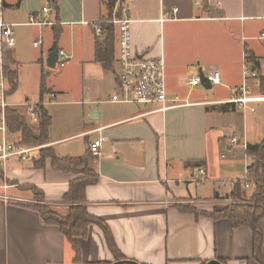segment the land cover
Instances as JSON below:
<instances>
[{
	"label": "crops",
	"instance_id": "1",
	"mask_svg": "<svg viewBox=\"0 0 264 264\" xmlns=\"http://www.w3.org/2000/svg\"><path fill=\"white\" fill-rule=\"evenodd\" d=\"M18 1L0 0V17L12 26L15 41L3 52L17 76V89L10 95L5 79L4 102L23 118L26 104H38L51 123L46 143L32 145L39 149L26 161L0 163V264L116 262L97 225L75 240L77 260L58 227L44 225L32 209L42 204L67 213L64 196L81 176L54 170L49 159L36 168L40 151L51 148L59 159L83 157L99 139L101 155L90 154L89 161L98 181L85 189L84 207L108 227L125 262L258 264L250 225L232 228L226 219L183 209L212 213L239 203L230 194L247 177L251 160L231 139L246 145L264 139V103L252 104L251 112L230 102L244 83L250 96H264V0H203L209 10L202 9V0L200 6L197 0H116L112 12L109 0H57L58 11L49 0ZM44 6L50 9V24L29 25V15L41 16ZM120 19L130 23L138 57L164 59L167 98L188 104L150 113L149 107L110 102L119 70L117 28L108 22ZM105 24L115 31L112 71L95 61V44L103 36L96 35L95 27ZM37 42L41 44L35 46ZM53 45L70 56L57 74L46 66ZM248 56L255 65L247 62ZM246 68L253 74L244 79ZM214 69L221 84L213 91L187 84L200 70L205 75ZM27 124L37 134L38 124ZM6 134L8 142L20 144L19 132L7 129ZM19 186L36 187L43 201ZM240 188L248 201L252 189ZM259 227L264 257V223Z\"/></svg>",
	"mask_w": 264,
	"mask_h": 264
},
{
	"label": "trees",
	"instance_id": "2",
	"mask_svg": "<svg viewBox=\"0 0 264 264\" xmlns=\"http://www.w3.org/2000/svg\"><path fill=\"white\" fill-rule=\"evenodd\" d=\"M21 0L18 1V3ZM51 6L57 9V0H49ZM116 0H109L108 7L111 9ZM202 9L209 10L205 1H201ZM102 31V40L96 41L95 44V61L101 65L103 70L112 71L114 62V27L111 24H105L100 26ZM58 33H55L57 36ZM3 57V72L8 85L9 90L7 94H12L17 89L16 80L17 76L15 72L10 70L12 65L11 57L4 51ZM247 62L255 65V59L252 56L247 57ZM36 115L39 118L38 132L33 133L30 130L25 118L20 116L14 109L6 108L5 117L7 118V129L10 133L19 132L21 134L20 145L32 146L46 143L47 131L50 126L51 120L47 116V113L41 106L36 108ZM246 157L251 160L247 167V175L250 182V188L252 189V195L246 199V192L240 188L241 181H238L233 186V191L230 194L232 201H238L239 203H233L223 210L216 212L200 213L193 208H185L184 212L189 211L196 216H205L213 220L219 218L226 219L230 222L232 228H237L242 225H250L253 234V257L258 264H264L263 257V234L260 230V223H264V139L261 144L247 145ZM49 159L51 166L54 170L60 172H67L75 175H81L79 179L73 181L69 185V189L64 196V202L69 205L67 213L64 215L50 209L42 204H34L32 209L36 210L40 216V219L44 225H54L58 227L60 233L64 239L68 240L73 248V251L79 259L78 249L75 245V240L85 238L90 226L97 225L102 231L103 237L106 241L107 248L111 254H113L116 262H125L124 257L118 252L114 239L112 238L108 227L102 223L99 219L89 215L87 209L84 207L86 202L85 189L94 185L98 181L96 174H93L89 169V161L92 159L90 154H86L83 157L78 158H63L59 159L55 156L51 148L42 149L40 151L39 160L34 161L36 168H43L45 161ZM2 170L0 168V179H2ZM24 190H27L34 196L37 201H43V194L32 186H24ZM221 264H226L225 261H219ZM218 262V263H219ZM126 264V263H123ZM132 264V263H127Z\"/></svg>",
	"mask_w": 264,
	"mask_h": 264
},
{
	"label": "built area",
	"instance_id": "3",
	"mask_svg": "<svg viewBox=\"0 0 264 264\" xmlns=\"http://www.w3.org/2000/svg\"><path fill=\"white\" fill-rule=\"evenodd\" d=\"M120 1V0H119ZM200 6L199 0L195 3ZM123 11L128 10L123 6ZM50 12L48 6H44L41 9V16L37 13H31L28 18L29 25L44 26L50 24L47 18V14ZM41 17H43L41 19ZM106 23V22H105ZM111 23L117 28L118 42H117V59L118 74L116 81L115 93L110 97V102L119 105H132V106H144L151 108L150 113L159 112L163 113L171 108H178L181 105L188 104L187 101L184 104H180L178 99L167 98V83H166V68L164 59L158 58H140L132 50V38H130L129 21L126 19L112 20ZM95 33L97 36H102V31L98 25L95 27ZM15 41L13 37L12 26L3 22L0 17V163H5L8 160L26 161L30 154L39 149V147H26L18 143L13 144L7 141V118L5 117V109L7 104L4 102L5 97V76L3 72V50H10L14 47ZM41 42L34 43L39 45ZM58 60L55 64L56 68H62L70 58L64 51L58 52ZM252 72L249 69H245L243 73L244 79L252 76ZM207 82L214 85H220V72L217 69L208 72L204 75ZM187 84L191 87H199L201 85L198 75L191 76L187 80ZM239 97L231 100L230 102L236 104L241 110H249L255 112L252 108V104L264 103V96L253 97L249 95L246 84L244 83L239 88ZM54 98L50 95V101ZM38 104L28 103L26 104L25 118L27 122L38 124L39 118L36 115V108ZM103 139L93 141L89 145V153L92 157H99L101 155V144ZM231 142L235 145H240L246 150L247 145L239 142L235 137L231 139ZM201 176L205 175L203 169L199 170ZM241 186L245 190L250 187V182L247 177L241 180ZM9 197L4 195V199ZM9 200V199H8ZM229 204H233L230 203Z\"/></svg>",
	"mask_w": 264,
	"mask_h": 264
},
{
	"label": "water",
	"instance_id": "4",
	"mask_svg": "<svg viewBox=\"0 0 264 264\" xmlns=\"http://www.w3.org/2000/svg\"><path fill=\"white\" fill-rule=\"evenodd\" d=\"M48 58L46 60V66L50 69L55 68V64L58 60V49L56 47V45H53L48 52ZM198 77L200 78V82L201 85L206 89V90H210L212 88L211 84L209 82H207L206 77L204 76L203 72L200 70L198 73ZM123 263H132V264H136L130 261L127 262H114L112 264H123ZM206 264H221L220 262L218 263L217 261H210L207 262Z\"/></svg>",
	"mask_w": 264,
	"mask_h": 264
},
{
	"label": "rangeland",
	"instance_id": "5",
	"mask_svg": "<svg viewBox=\"0 0 264 264\" xmlns=\"http://www.w3.org/2000/svg\"><path fill=\"white\" fill-rule=\"evenodd\" d=\"M61 69V68H60ZM60 69L59 68H53V69H51V70H53L55 73L54 74H57L56 72H59L60 71ZM201 88V87H200ZM214 89L212 88L211 90H209V91H206V92H211V91H213ZM58 109V108H57ZM8 184L9 185H12V184H14L13 182H9L8 181ZM19 189H23L24 190V186H19Z\"/></svg>",
	"mask_w": 264,
	"mask_h": 264
}]
</instances>
